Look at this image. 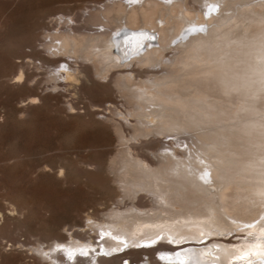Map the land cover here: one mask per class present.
Returning a JSON list of instances; mask_svg holds the SVG:
<instances>
[{
	"label": "bare ground",
	"instance_id": "bare-ground-1",
	"mask_svg": "<svg viewBox=\"0 0 264 264\" xmlns=\"http://www.w3.org/2000/svg\"><path fill=\"white\" fill-rule=\"evenodd\" d=\"M107 1L87 21L100 28L96 33L78 29L62 15L52 19L56 26L42 47L54 57L93 64L96 76L106 81L117 75L114 70L132 64L172 67L148 80L118 75V89L131 104L121 115L138 123L130 137L115 125L121 148L108 170L120 201L106 211L107 219L86 217L87 229L80 232L87 237L73 234L72 243L53 239L66 243L56 248L38 244L39 263L101 264L105 257L114 261L126 247L168 242L178 247L161 256L173 264H264V0H176L173 5L156 0L151 10L136 8L140 0ZM127 30L149 31L158 41L144 37L143 49H131L135 54L126 59L117 37ZM173 46L177 52L164 62ZM60 63L64 69L49 72L54 86L58 80L81 81L80 66ZM39 98L31 101L38 105ZM152 133L189 135L192 144L185 142L182 152L162 149L152 164L134 154L132 145ZM205 172L207 183L201 179ZM142 196H149L150 204L136 203ZM96 245L104 246L97 262Z\"/></svg>",
	"mask_w": 264,
	"mask_h": 264
},
{
	"label": "rangeland",
	"instance_id": "rangeland-1",
	"mask_svg": "<svg viewBox=\"0 0 264 264\" xmlns=\"http://www.w3.org/2000/svg\"><path fill=\"white\" fill-rule=\"evenodd\" d=\"M106 2L0 0V264H41L39 255L34 253L38 244L56 248L66 243L60 245L53 239H67L68 243L74 241L73 234L87 237L80 232L81 228L87 229L86 217L94 214L107 219L106 211L120 201V190L108 170L121 148L115 125L130 137L138 123L134 116L121 115L129 113L131 104L119 91L117 77L131 73L146 80L160 78L161 70L172 66L165 63L150 68L132 64L114 70L112 73L117 75L106 81L96 76L93 64L75 63L65 56L54 57L46 46L42 47L45 36L56 26L52 19L62 15L76 21L74 26L78 29L96 33L100 28L87 21ZM162 2L176 4L177 1ZM153 3L156 0H140L134 6L151 10ZM193 5L192 8L197 6ZM176 52L174 46L167 50L163 61L173 59ZM60 61H67L75 69L81 67L83 75L79 83L58 80L54 86L49 72L64 69ZM20 70L25 71L24 78L18 81ZM34 97H41V104L38 101L35 102L38 105L34 104L31 101ZM184 135L165 137L152 133L131 142L133 152L157 164L155 153L162 149L170 147L182 152L185 146H191V137ZM142 197L136 203L150 204L149 196ZM162 243L153 248L126 247L114 261L105 257L108 259L101 264H173L161 253L178 246ZM98 246L92 251L97 256L95 262L103 257L99 251L104 246ZM72 264H78L76 259Z\"/></svg>",
	"mask_w": 264,
	"mask_h": 264
},
{
	"label": "water",
	"instance_id": "water-1",
	"mask_svg": "<svg viewBox=\"0 0 264 264\" xmlns=\"http://www.w3.org/2000/svg\"><path fill=\"white\" fill-rule=\"evenodd\" d=\"M127 33H128V31H124L120 36L117 37V39L120 41V39L123 38V36L125 37ZM121 48H122V47H120V50H121V51L124 50L123 53L125 54L126 59H127V58H131V56L135 54V53H131L132 50H130L131 52H130V51L128 52V51H126V49H123V48L121 49ZM136 48H138V51H140L139 49H141V46H138V47H136Z\"/></svg>",
	"mask_w": 264,
	"mask_h": 264
},
{
	"label": "snow or ice",
	"instance_id": "snow-or-ice-1",
	"mask_svg": "<svg viewBox=\"0 0 264 264\" xmlns=\"http://www.w3.org/2000/svg\"><path fill=\"white\" fill-rule=\"evenodd\" d=\"M200 30L203 31V29H200ZM206 175H207V173L205 172V174L203 176H201V179L205 180V182L207 183L208 181L205 179Z\"/></svg>",
	"mask_w": 264,
	"mask_h": 264
}]
</instances>
